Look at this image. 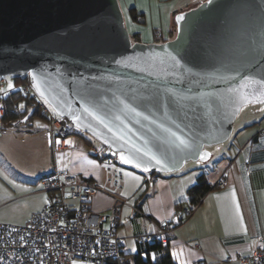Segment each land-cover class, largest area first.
<instances>
[{"label": "water", "instance_id": "water-1", "mask_svg": "<svg viewBox=\"0 0 264 264\" xmlns=\"http://www.w3.org/2000/svg\"><path fill=\"white\" fill-rule=\"evenodd\" d=\"M174 20L173 37L146 43L131 40L119 0H0V76L28 78L124 166L205 162L241 107L264 103V0H201Z\"/></svg>", "mask_w": 264, "mask_h": 264}, {"label": "crops", "instance_id": "crops-1", "mask_svg": "<svg viewBox=\"0 0 264 264\" xmlns=\"http://www.w3.org/2000/svg\"><path fill=\"white\" fill-rule=\"evenodd\" d=\"M177 1L119 0V4L130 35L140 34L129 15V8L134 7L147 18L149 15L153 20L151 28L159 29L160 35L168 39L174 15L183 9ZM257 111L249 120L252 122L234 131L233 139L223 150V163L207 179L213 183L226 168V185L207 191L175 228L169 250L177 264H240L239 254H250L264 245V110ZM36 126L26 132L14 130L20 134L21 144L13 137V141L0 137V222L24 223L46 202L38 178L53 169L71 172L81 182H101L112 191L94 193V211L108 212L113 196L123 201L116 233L123 240L125 251L135 252L137 235L148 234L159 223L179 214L180 202L187 198L188 188L200 174L190 167L158 174L123 166V184L116 188L112 180L106 181L109 174L102 171L99 161L88 153L86 140L76 138L74 146L59 149L55 146L57 138L43 126ZM204 171L206 175L207 169ZM134 207L143 214L124 219Z\"/></svg>", "mask_w": 264, "mask_h": 264}, {"label": "built area", "instance_id": "built-area-1", "mask_svg": "<svg viewBox=\"0 0 264 264\" xmlns=\"http://www.w3.org/2000/svg\"><path fill=\"white\" fill-rule=\"evenodd\" d=\"M17 86L23 91L32 89V93L38 97V103L48 116L44 130L52 137L59 138L55 146L59 149L74 146L76 138L69 135H82L83 132L46 105L36 94L29 79L13 85L6 76H0V132L4 128L3 97ZM17 122L15 119L11 124ZM89 142L88 153L99 161L102 171L109 174L106 181L112 180L114 187L119 188L123 184L122 163L115 153L105 152L107 147L101 142ZM225 171L226 168L222 169L212 184L216 187L225 186ZM38 181L46 193L43 207L31 213L24 223L0 222V263L73 264L77 261L120 264L125 246L116 229L121 221L119 206L123 201L113 196L114 202L108 212L94 211L91 208L94 193L112 192L104 183L81 182L74 173L57 169L39 177ZM193 209L181 207L178 215L159 223L148 234L137 235L136 240L156 241L163 246L170 244L175 236V228ZM136 213H142L141 209L134 207L133 213L124 219ZM238 261L240 264H264V245L257 246L250 254H239Z\"/></svg>", "mask_w": 264, "mask_h": 264}, {"label": "trees", "instance_id": "trees-1", "mask_svg": "<svg viewBox=\"0 0 264 264\" xmlns=\"http://www.w3.org/2000/svg\"><path fill=\"white\" fill-rule=\"evenodd\" d=\"M129 15L131 19L136 22L142 23L144 21V14L142 12H138L134 7L129 8ZM153 34L155 41L160 42L165 40L160 35L159 29L154 28ZM132 37H134V40H139V33L138 32L133 33ZM23 80L28 81L27 78L24 79L16 78L14 81L23 82ZM32 92H33L32 89H30L29 91H23L21 87L17 86L13 89L12 92L7 93L3 97L4 100L3 121L10 122L11 120H15V119L18 120L17 124L15 125L16 126L15 130L17 131L26 132L29 129L38 128L36 124H33L34 120L38 117L48 118L47 114L43 111L41 107H39L37 103L39 100L38 97L34 95ZM21 105L23 107H21ZM30 108L31 110L27 114V111ZM23 121L27 122L25 126L22 125L21 123ZM44 126L42 127V129H44ZM259 134H262V132ZM85 139L89 141V139L87 138ZM50 173H52V171ZM151 173L159 174V172H151ZM215 187L216 186L214 184L208 182L206 176L203 173L199 174L195 182L188 188L187 198L184 201L180 202L181 205L179 209L181 207H189L193 209L196 205H198L201 202L206 192ZM185 202L186 205H182ZM120 264H177V263L174 261L170 253L169 244L163 246L156 241L143 240V241H138V247L135 252L124 251L121 254Z\"/></svg>", "mask_w": 264, "mask_h": 264}, {"label": "rangeland", "instance_id": "rangeland-1", "mask_svg": "<svg viewBox=\"0 0 264 264\" xmlns=\"http://www.w3.org/2000/svg\"><path fill=\"white\" fill-rule=\"evenodd\" d=\"M199 1H201V0H178L177 2L180 5V7L183 8L181 10H186V9H189V8L195 6L196 4H198ZM172 21L173 22L171 23V32L169 33V35L171 34L170 35L171 37H173L175 35V31H176V23H175L174 17H173ZM152 22H153V20L151 18H149V15H148V18L146 17V15L144 16V21L142 23L141 22L140 23L136 22L137 26L139 28V32H140L139 40L141 42H146V43L153 42L151 40L154 38L153 37V35H154L153 34V29L154 28H151L152 25H150V23H152ZM124 23H125V21H124ZM130 37H131L132 41H135L134 37H132V34L130 35ZM154 42H157V41H154ZM6 79L8 81H10L13 85L19 83L18 81H14L16 78L11 76V75H6ZM23 81H25V80H23ZM43 101H44V103L46 105L50 106L44 99H43ZM38 105H39V107L42 106L39 103H38ZM259 109H263L264 110V103H262V104H251L250 103V104H247V105L241 107V109L239 110V112L237 113V115H236V117H235V119L233 121V128H232L233 132H232V135H230V137L224 142H221L219 144H213V145L207 146V148L211 152V155L213 156V158H211L210 160L207 159L205 162L189 160V161L184 163L182 168L186 169V168L190 167V168H193V170H191V171L198 170L200 174L205 172L204 169H207L208 172H207V174L205 176L208 179L209 175H212L214 173V171L216 170V167L223 163V157H224L223 150L226 148V144H229L230 141L233 139L234 131H236L240 126H242L246 122L247 123L252 122V121H249V120L253 119V115H255L256 111L259 110ZM30 110H31V108L27 111V114L30 112ZM261 114H264V111ZM47 121L48 120L46 118H44V117H38V118H36L34 120V123L38 124L40 126H44L47 123ZM10 122L4 121V128L0 132V137L4 136L6 138H9V139H11L10 141H13L12 140V137H13V138H15V139H17L19 141L18 143L21 144L20 136H19L20 134H18L17 131H14L15 128H16L15 125L17 123L15 125H12ZM21 123L24 126H25V124H27L26 121H23ZM82 134L83 135L71 134L69 136L77 138L78 141L86 140L85 138H87L90 141H93V143H97L98 142L89 133H87V132L84 133L83 132ZM25 138H26V136L24 137V139ZM58 139L59 138L57 137V140ZM86 141H87L86 145L88 147L90 145L89 144L90 142L88 140H86ZM52 156H54V155L52 154ZM122 170H123V166H122ZM73 264H91V263L90 262H77L76 261Z\"/></svg>", "mask_w": 264, "mask_h": 264}, {"label": "snow or ice", "instance_id": "snow-or-ice-1", "mask_svg": "<svg viewBox=\"0 0 264 264\" xmlns=\"http://www.w3.org/2000/svg\"><path fill=\"white\" fill-rule=\"evenodd\" d=\"M11 86V85H10ZM37 88H39V85H37ZM247 99V98H245ZM21 107H23L21 105ZM85 111H88V109H85ZM133 112H135V109H132ZM91 115V113H89ZM136 115H141L140 113H136ZM117 119H119V117H117ZM144 119H148V117H144ZM107 127V125H105ZM161 127H163V125H161ZM109 131H111V129H109ZM164 131L166 132H169L171 137L174 139L175 142L178 143V145L180 146H185L187 147L188 144H187V141L182 138L181 136L177 135L176 132H172L170 129H164ZM133 147H135V145H133ZM136 153H140L141 152V149L139 148H136L135 149ZM206 155V154H205ZM143 156L144 157H148L149 160H154L156 164H161L163 161L158 158L155 154H152L148 151H144L143 152ZM120 159L124 162V163H135L137 167H140L141 166V162L140 160L136 157V156H129V157H125V156H121ZM147 167L144 168V171H147Z\"/></svg>", "mask_w": 264, "mask_h": 264}]
</instances>
